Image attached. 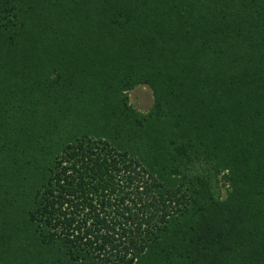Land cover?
Listing matches in <instances>:
<instances>
[{
	"label": "trees",
	"instance_id": "obj_1",
	"mask_svg": "<svg viewBox=\"0 0 264 264\" xmlns=\"http://www.w3.org/2000/svg\"><path fill=\"white\" fill-rule=\"evenodd\" d=\"M0 264H264V0H0Z\"/></svg>",
	"mask_w": 264,
	"mask_h": 264
},
{
	"label": "rangeland",
	"instance_id": "obj_2",
	"mask_svg": "<svg viewBox=\"0 0 264 264\" xmlns=\"http://www.w3.org/2000/svg\"><path fill=\"white\" fill-rule=\"evenodd\" d=\"M129 103L133 109L140 113H147L153 106L154 94L147 85H138L129 92ZM221 175H219L220 177ZM230 187L221 181H217L211 187V192L214 199L221 201L225 200L228 196Z\"/></svg>",
	"mask_w": 264,
	"mask_h": 264
}]
</instances>
